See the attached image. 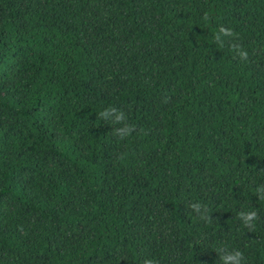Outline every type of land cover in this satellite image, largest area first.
<instances>
[{
  "label": "trees",
  "instance_id": "trees-1",
  "mask_svg": "<svg viewBox=\"0 0 264 264\" xmlns=\"http://www.w3.org/2000/svg\"><path fill=\"white\" fill-rule=\"evenodd\" d=\"M237 250L264 264V0H0V264Z\"/></svg>",
  "mask_w": 264,
  "mask_h": 264
},
{
  "label": "clouds",
  "instance_id": "clouds-1",
  "mask_svg": "<svg viewBox=\"0 0 264 264\" xmlns=\"http://www.w3.org/2000/svg\"><path fill=\"white\" fill-rule=\"evenodd\" d=\"M207 14L205 15V20H207ZM221 30L224 32L226 36H234L236 35L231 29H225L221 28ZM233 48L236 49L240 55L241 59L246 60L248 57V53L244 51L243 49L239 48L237 45H233ZM257 219L255 214H249L245 220V225L248 226L249 222H253ZM244 260L243 254L237 250L234 254L229 255L225 259V264H241V262Z\"/></svg>",
  "mask_w": 264,
  "mask_h": 264
}]
</instances>
